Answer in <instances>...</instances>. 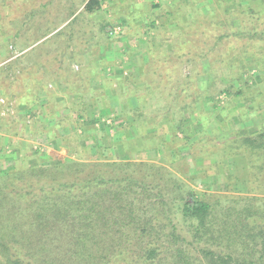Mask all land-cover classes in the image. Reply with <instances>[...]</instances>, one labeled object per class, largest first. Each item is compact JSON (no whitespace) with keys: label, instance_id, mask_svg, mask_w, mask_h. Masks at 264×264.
<instances>
[{"label":"trees","instance_id":"1","mask_svg":"<svg viewBox=\"0 0 264 264\" xmlns=\"http://www.w3.org/2000/svg\"><path fill=\"white\" fill-rule=\"evenodd\" d=\"M196 1H190L191 15L181 13L175 18L178 39L169 44L165 54H149L143 69V75L149 77L146 86L152 89V77L162 73L160 89L171 98L163 113L173 111L175 117V128L169 125L173 117L160 112L146 120L158 127L163 116L169 125V140L163 136V143L156 142L155 133L139 138L140 142L152 139L157 153L161 144L166 146L170 140L191 142L193 125L206 122L205 111L198 106L208 92L194 85L204 73L205 61L216 79L224 75L225 89L235 91L231 100L251 104L246 113L239 111L241 117L246 115L243 122L256 113L264 117V1L244 0L236 11L219 15L212 10L203 13ZM101 8V0H88L84 11L95 15ZM172 16L174 13L165 12L166 18L172 20ZM77 20L78 16L71 25ZM172 57H177L178 66L167 68ZM162 64L165 68L155 72ZM187 64H191L188 75H173L176 67ZM253 67L260 74L257 89L251 88L248 76L244 78ZM211 100L214 102V97ZM90 110L86 116L79 113L75 120L84 135L92 130L84 121L94 120ZM190 118L194 123H189ZM231 134L225 140L209 136L202 140L207 138L203 134L186 147L201 150L204 146L207 150L211 146L214 153L230 151L235 157L242 155L238 149L246 146L244 154L251 169L259 170L255 180L263 190L264 120L255 133L236 130ZM163 170L161 165L144 160L101 159L21 166L12 172L1 169L0 264H264V208H237L243 198H233L232 206L218 213L222 206L219 197L208 199L188 186H179ZM171 203H179V221L189 238L180 234ZM186 239L189 244L181 243Z\"/></svg>","mask_w":264,"mask_h":264},{"label":"rangeland","instance_id":"2","mask_svg":"<svg viewBox=\"0 0 264 264\" xmlns=\"http://www.w3.org/2000/svg\"><path fill=\"white\" fill-rule=\"evenodd\" d=\"M61 1L0 0V149L4 150L0 152V170L49 167L54 162L144 160L161 165L163 173L170 174L179 186H188L208 199L219 197L222 206L218 213L232 206L233 198H243L237 208H264V189L255 180L259 170L251 169L244 154L246 146L240 147L238 152L243 153L235 157L230 151L214 153L211 146L206 150L202 144L201 150L186 147L203 134L207 138L202 140H225L236 130L255 133L264 120L262 113H256L252 120L242 121L246 115L241 117V113L249 111L251 104L231 100L235 91L225 89L224 75L216 79L207 61L194 84L199 91L208 92L198 106L205 111L206 127L194 124L191 142L170 140L166 146L161 144L159 153L153 150L152 139L139 141L155 133L154 139L161 143L163 136L169 140V125L175 128L174 112L163 113L171 98L160 89L162 73L152 77V89L146 86L149 77L141 76L140 69L150 58L146 49L158 57L178 39L175 18L181 13L192 14V0H101L98 14L89 15L80 8L75 16L78 5L86 0H70L68 7L75 12L66 16ZM245 2L197 0L196 5L203 13L212 10L219 15L236 11L238 3ZM166 11L174 13L172 20L165 17ZM76 16L78 20L71 25ZM114 26L122 28L118 35L109 33ZM173 65L178 66L177 57L166 67ZM163 68L158 65L154 71ZM248 70L244 78L248 76L251 88L257 89L260 74L255 67ZM190 71L191 64L180 65L173 75ZM89 108L94 120H84L85 126L92 128L84 135L75 120L79 113L86 116ZM149 109L173 117L169 118L173 122L168 125L162 116L161 129L152 128L142 115ZM221 116L225 119L219 124ZM169 208L180 234L189 238L179 221V203H171ZM181 243L189 244L187 239ZM192 252L199 257L196 250Z\"/></svg>","mask_w":264,"mask_h":264},{"label":"crops","instance_id":"3","mask_svg":"<svg viewBox=\"0 0 264 264\" xmlns=\"http://www.w3.org/2000/svg\"><path fill=\"white\" fill-rule=\"evenodd\" d=\"M52 1V0H51ZM53 1H55V0H53ZM74 1V0H73ZM87 1L88 0H86L85 2H83L82 3V5H78V7H79V9L75 12V11H72L71 10V8L70 7H68L69 6V3H70V0H62L61 2V4L59 5L61 8H62V10H63V14L62 15H64V16H66V14L68 15H70V14H73L74 12V14L72 15V16H75L78 12H79V10H80V8H84L85 7V5H86V3H87ZM53 4V3H52ZM153 5V7H154V5L155 4H152ZM67 10V11H66ZM98 14V13H97ZM62 15H61V18H62ZM168 18V17H167ZM147 50V53H150V54H152L151 53V50H149V49H146ZM149 55V54H148ZM143 64V69H144V66H145V64H146V62L144 63H142ZM143 69L141 70L140 69V72H141V76H142V74H143ZM132 98V97H131ZM131 98L129 99L130 101H131ZM160 111H153L152 109L150 110H145V112L144 113H142V115H143V117L144 118H148V119H151V118H153L154 116H156V115H158V113H159ZM230 113V112H229ZM159 114H161V112L159 113ZM230 114H228V116H229ZM230 117V116H229ZM223 119H225L224 117H222L221 116V118L220 119H218L217 121L219 122V124L221 123V121L223 120ZM151 121V120H150ZM149 121V123H150V125H151V122ZM193 122V119L191 120V118H190V121H189V123L190 122ZM189 123H187V124H189ZM194 123V122H193ZM222 124H224V123H222ZM153 128V127H152ZM157 129H159V127H157ZM161 129V128H160ZM192 140V139H191Z\"/></svg>","mask_w":264,"mask_h":264},{"label":"built area","instance_id":"4","mask_svg":"<svg viewBox=\"0 0 264 264\" xmlns=\"http://www.w3.org/2000/svg\"><path fill=\"white\" fill-rule=\"evenodd\" d=\"M121 31H122V28L120 26H114L113 28H111L109 33L110 35H118ZM2 102L5 103L4 100H2Z\"/></svg>","mask_w":264,"mask_h":264}]
</instances>
